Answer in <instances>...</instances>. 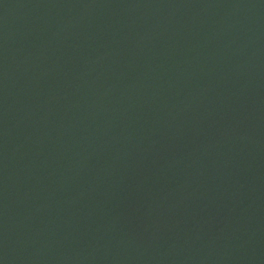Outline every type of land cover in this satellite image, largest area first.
I'll use <instances>...</instances> for the list:
<instances>
[{"label":"water","instance_id":"obj_1","mask_svg":"<svg viewBox=\"0 0 264 264\" xmlns=\"http://www.w3.org/2000/svg\"><path fill=\"white\" fill-rule=\"evenodd\" d=\"M0 264H264V0H0Z\"/></svg>","mask_w":264,"mask_h":264}]
</instances>
